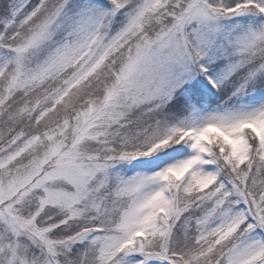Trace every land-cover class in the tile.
I'll list each match as a JSON object with an SVG mask.
<instances>
[{"label": "snow or ice", "instance_id": "snow-or-ice-1", "mask_svg": "<svg viewBox=\"0 0 264 264\" xmlns=\"http://www.w3.org/2000/svg\"><path fill=\"white\" fill-rule=\"evenodd\" d=\"M0 264H264V0H0Z\"/></svg>", "mask_w": 264, "mask_h": 264}]
</instances>
